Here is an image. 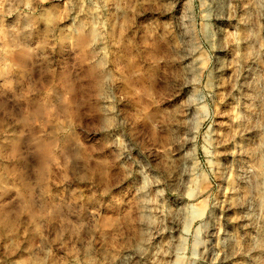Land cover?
Instances as JSON below:
<instances>
[{
    "label": "rangeland",
    "instance_id": "1",
    "mask_svg": "<svg viewBox=\"0 0 264 264\" xmlns=\"http://www.w3.org/2000/svg\"><path fill=\"white\" fill-rule=\"evenodd\" d=\"M261 160L264 0H0V264H264Z\"/></svg>",
    "mask_w": 264,
    "mask_h": 264
},
{
    "label": "bare ground",
    "instance_id": "2",
    "mask_svg": "<svg viewBox=\"0 0 264 264\" xmlns=\"http://www.w3.org/2000/svg\"><path fill=\"white\" fill-rule=\"evenodd\" d=\"M260 162V161H259ZM259 167H260V174H259V177L257 178V183L260 181V179L262 178V177H264V160H261V162L259 163ZM262 173V174H261ZM257 183H256V185H257Z\"/></svg>",
    "mask_w": 264,
    "mask_h": 264
}]
</instances>
